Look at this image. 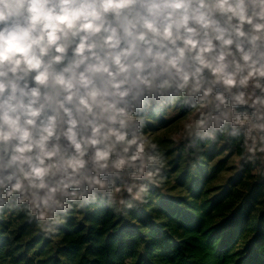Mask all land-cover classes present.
<instances>
[{
    "label": "clouds",
    "instance_id": "clouds-1",
    "mask_svg": "<svg viewBox=\"0 0 264 264\" xmlns=\"http://www.w3.org/2000/svg\"><path fill=\"white\" fill-rule=\"evenodd\" d=\"M170 129L264 176V0H0V230L147 204Z\"/></svg>",
    "mask_w": 264,
    "mask_h": 264
},
{
    "label": "trees",
    "instance_id": "trees-1",
    "mask_svg": "<svg viewBox=\"0 0 264 264\" xmlns=\"http://www.w3.org/2000/svg\"><path fill=\"white\" fill-rule=\"evenodd\" d=\"M204 147L195 170L178 178L183 193L159 198L156 207L71 212L58 233L59 256L42 258L47 240L34 227L5 225L0 264H264V177L250 165L219 183L228 160L212 163L228 151Z\"/></svg>",
    "mask_w": 264,
    "mask_h": 264
},
{
    "label": "rangeland",
    "instance_id": "rangeland-1",
    "mask_svg": "<svg viewBox=\"0 0 264 264\" xmlns=\"http://www.w3.org/2000/svg\"><path fill=\"white\" fill-rule=\"evenodd\" d=\"M175 129H170L167 133L162 134V139H160V144H161V149L166 152L168 161H169V167L170 170L167 173V179L166 181L157 188H154L149 194H148V203L145 205H140L141 208H153L156 207L157 205V200L159 198H166V197H176L177 195L183 193L184 189L183 187L179 184L178 178L181 174L184 172H189L192 173L195 168L193 167V158H190L186 152L180 154H177V148L176 146L172 143L171 140V133ZM220 148L217 147V150L219 151ZM180 151V150H179ZM228 160L225 164L224 167L222 168L221 172L219 173L218 177V182L223 183L227 178H229L231 175H233L239 168L235 166V160L236 156H230L229 152H224V153H219L217 157H215L214 164L218 160ZM256 176H261L257 172H253ZM75 213V211H73ZM43 240H47L43 253H42V258H51L54 255L59 256L58 250H59V244H60V238L59 235L57 234L56 236L52 237L51 239H46L42 236ZM39 247L34 248L33 250H37Z\"/></svg>",
    "mask_w": 264,
    "mask_h": 264
}]
</instances>
